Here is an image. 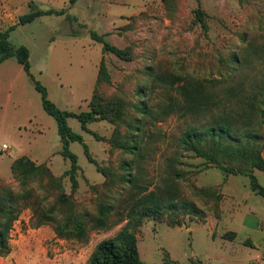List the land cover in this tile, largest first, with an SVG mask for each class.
Segmentation results:
<instances>
[{
  "label": "rangeland",
  "instance_id": "1",
  "mask_svg": "<svg viewBox=\"0 0 264 264\" xmlns=\"http://www.w3.org/2000/svg\"><path fill=\"white\" fill-rule=\"evenodd\" d=\"M95 1L79 0L72 9L68 0H59L53 7L65 8L62 15L39 17L32 23L18 25L10 33L15 48L29 49L32 74L46 87L48 99L63 111L89 110L97 67L104 56L103 45L91 37V32H105L106 16L111 26L121 22L111 16L112 0ZM32 3L27 0L13 7L9 21L0 26L10 28L20 16L45 9L29 8ZM148 5L147 12L129 18V28L114 30L115 37L105 36L106 42L129 48L132 54L131 61L111 53L104 56L111 81L102 84L98 91L104 99L118 97L126 103L122 123H89L87 132L78 119L68 118V125L83 137L96 162H90L83 144L71 143L70 150L78 157L80 167L74 192L69 177L64 176L70 161L60 154L62 143L55 118L44 110L40 93L16 57L0 65L3 184L15 191L20 188L11 165L15 159L27 156L37 164H47L61 179L63 192L75 202L76 212L92 217L100 201L116 206L109 228L96 230L89 223L85 241L57 237L52 224L38 226L33 208L25 206L10 232L11 252L0 257V264H87L99 243L121 231L126 221H120L119 208L130 203L134 191L124 183L103 188L106 178L97 167L120 171L125 162L137 170L127 152L112 148L109 140L115 133L138 136L141 186L163 189L172 181L173 169H177L183 174L178 182H173L180 198L194 200L203 211L204 219L190 214L184 225L175 227L169 226L166 216L157 221L146 218L137 232L144 264H220L221 257L229 264L232 259L257 256L240 243L234 244L236 251L230 250L227 241L233 238L231 229L241 224L239 212L233 217L236 201L256 195L249 178L226 177L194 153L182 151L179 139L188 127L204 124L211 117H238L245 104L253 96L258 97L264 85V0H149ZM113 6V10L118 8ZM198 11L203 13V23ZM184 87L210 95L209 106L201 110L186 108ZM142 104L148 106L147 115L139 109ZM130 124L139 126V131H132ZM260 131L264 135V126ZM255 176L264 187V172L256 170ZM29 187L33 196L29 203L37 210L43 211L55 203L58 190L50 189L47 181L37 178L30 181ZM194 188H213L223 195L216 213L214 202ZM221 236L225 240H220ZM244 243L250 245L249 241Z\"/></svg>",
  "mask_w": 264,
  "mask_h": 264
},
{
  "label": "trees",
  "instance_id": "2",
  "mask_svg": "<svg viewBox=\"0 0 264 264\" xmlns=\"http://www.w3.org/2000/svg\"><path fill=\"white\" fill-rule=\"evenodd\" d=\"M78 0H69V5H74ZM62 15V11H32L19 17V23L6 30H0V65L5 61L16 57L18 63L23 67L25 73L32 81L34 88L40 93L44 110L55 118L58 133L62 143L60 154L70 161V168L64 176H68L72 184L73 192L78 188L77 174L80 171L78 157L70 150L73 142L84 145L85 153L90 162L96 163L90 156L88 147L84 144L83 137L71 129L68 118L78 119L85 131L89 132L87 124L108 120L118 126L126 113V103L118 97L104 99L98 93L102 84H109L111 75L105 62V54L111 53L123 61H131L132 54L129 48H119L105 40L106 35L91 32V37L103 45V58L99 66L98 76L94 87L93 97L88 104L89 110L79 113L63 111L57 108L47 96V89L32 74L30 63V51L26 46L15 48L10 42V33L18 25L32 23L37 18L52 14ZM199 21L203 23V13L198 11ZM186 100V108L190 110H201L209 106L212 97L203 91H190L188 87L183 88ZM140 111L147 115L148 106L142 104ZM264 126V85L258 94L253 96L245 104L244 112L238 117L223 114L211 117L208 122L199 126H190L179 139L180 148L185 152H192L196 157L205 160L208 166H214L223 171L226 177L230 175L247 176L250 180V188L257 195L264 198V187H262L255 171L264 172V135L260 129ZM258 127V128H257ZM132 131L138 132L140 127L130 124ZM138 136L115 133L109 140L112 148L122 149L135 161L133 170L131 163L123 162L120 171L111 168L98 167L106 180L103 188H109L115 183L131 185L134 197L130 203L122 209L121 222L126 221L125 226L114 237L99 243L91 254L87 264H144L140 258L138 248L137 232L146 218L162 220L166 216L169 226H182L185 224L187 215L191 217L199 215L204 219L203 211L192 199H181L177 193L175 184L183 177L182 172L173 169L172 181L164 185L163 189L150 190L149 187L140 185V158L141 148ZM180 165L182 162H178ZM14 179L20 188L15 191L3 184L0 179V257L11 252L9 237L13 224L18 221L19 215L25 206L33 208L37 216V225H54V231L59 238L85 241L91 228L96 230L108 229L111 218L116 214L114 203L100 201L94 216L89 217L75 210V202L70 196L63 192L61 179L55 177L50 167L45 164H37L27 156L15 159L11 165ZM47 181L50 189L58 190L55 203L44 208L43 211L34 208L29 203L32 196L30 181L35 179ZM93 189H96L93 187ZM125 191L126 188H121ZM196 193L209 197L213 202L214 212L218 211L219 202L223 195L213 188H194ZM35 201V200H34ZM36 204V202H35ZM235 237V233H231Z\"/></svg>",
  "mask_w": 264,
  "mask_h": 264
},
{
  "label": "crops",
  "instance_id": "3",
  "mask_svg": "<svg viewBox=\"0 0 264 264\" xmlns=\"http://www.w3.org/2000/svg\"><path fill=\"white\" fill-rule=\"evenodd\" d=\"M24 1H27V0H3V1L0 0V25L2 23L8 22L13 7L16 8ZM31 1H33V3L31 6H28L29 8L30 7L34 8L36 6H42L45 8V9L39 8L38 10H35V11L66 10L65 8L57 9L53 7L55 3L59 0H31ZM77 2L72 6L68 4L69 5L68 7L73 9L75 5L77 4ZM148 2L149 0H131V3L129 2L123 3L120 0L119 1L112 0L109 3L110 5L109 11L111 12V16L113 18L119 19L121 22H120V25L118 26L116 25L111 26L109 24L110 22H108V19H109L108 16L104 17V25L106 27H105V32L102 35H109V36L115 37L116 35L113 34L114 30L116 29L121 30L122 28L127 29V27L129 28V25L131 23L129 18L140 16L141 14L147 12V10L149 9ZM94 3H96L95 0H94ZM113 5H115L118 8L116 10L115 9L113 10L112 9L114 7ZM18 23L19 21L15 23L14 25H17ZM4 29L5 28H2L0 26V30H4ZM68 57L71 58V55H69ZM100 63L97 67V70H99ZM31 71H32V66H31ZM40 73H42V71H40ZM97 76H98V71H97L95 83L97 80ZM95 83H94V87H95ZM258 196L257 194L256 195L254 194L249 197L240 198V200L236 201L238 206L236 205L237 207H235L234 209L233 217H235V213L239 212L241 224L239 228L234 227V229H231V231L235 233V237H233L230 240H227L228 243L231 244L229 246L230 250L233 249L234 251H236L234 244L240 243L241 245H243L244 248L248 247L254 252H256L257 256L246 258V259H243V258L237 259V260L232 259L229 261L230 262L229 264H264V198L263 197L258 198ZM221 239H223L222 236L220 240ZM246 241H249L250 245H246L244 243ZM238 252H242V250ZM217 255L218 253L215 254V257H217ZM219 263L226 264V259L221 257L219 259Z\"/></svg>",
  "mask_w": 264,
  "mask_h": 264
},
{
  "label": "built area",
  "instance_id": "4",
  "mask_svg": "<svg viewBox=\"0 0 264 264\" xmlns=\"http://www.w3.org/2000/svg\"><path fill=\"white\" fill-rule=\"evenodd\" d=\"M4 148H5V149H7L8 147H7V146H5Z\"/></svg>",
  "mask_w": 264,
  "mask_h": 264
}]
</instances>
